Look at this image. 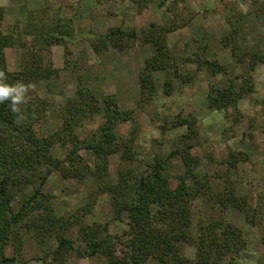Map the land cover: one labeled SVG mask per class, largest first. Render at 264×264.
<instances>
[{"label": "rangeland", "instance_id": "1", "mask_svg": "<svg viewBox=\"0 0 264 264\" xmlns=\"http://www.w3.org/2000/svg\"><path fill=\"white\" fill-rule=\"evenodd\" d=\"M0 9L2 31L12 35L4 48L8 72L19 73L27 66L56 72L44 83L19 90L25 103L44 111L34 127L38 137L60 132L65 102L79 88L85 94L93 90L112 98L129 118L117 126V151L107 158L108 180L115 183L119 170H129L133 181L137 175H146L157 158L166 162L163 174L177 182L184 168L175 153L188 150L212 187L211 194L194 201L192 225L216 221L232 225L242 232L245 246L230 264H264V0H141L139 5L131 0H0ZM57 18L63 35L72 26L70 36H59L62 44H33L30 37L19 39L12 31L32 20L52 28ZM150 24L170 30L165 39L173 60L168 71L152 74L154 90L148 96L140 91L138 79L151 53L148 46L132 41L123 51L107 46L96 54L91 45L112 29L139 33ZM232 49L241 62H236ZM230 85L248 92H241L235 107L209 110L206 95L210 89L223 92ZM179 121L186 124L177 126ZM101 123V118L89 115L77 123L73 137L85 140ZM64 145L56 142L52 148L55 160H65L76 148L70 141ZM76 154L82 164L95 169L89 152ZM225 161L235 166L226 182L222 174L229 165ZM65 166L81 170L78 159ZM97 186L94 178H71L68 172L50 174L42 192L53 198L54 213L79 221L66 235L73 248L57 253L54 237L38 241L32 232L23 240V263L108 264L100 255L87 256L90 250L82 238L83 228L107 224L108 233L122 241L128 229L124 217L113 220L110 199ZM224 191L245 200L246 213L218 205L217 197ZM20 203V198L13 201L14 213ZM119 247L116 256H120ZM180 249L187 260L194 258L192 248L183 245ZM12 252L9 246L6 253ZM145 264L164 263L149 259Z\"/></svg>", "mask_w": 264, "mask_h": 264}, {"label": "trees", "instance_id": "2", "mask_svg": "<svg viewBox=\"0 0 264 264\" xmlns=\"http://www.w3.org/2000/svg\"><path fill=\"white\" fill-rule=\"evenodd\" d=\"M131 1L139 5L141 0ZM2 19L3 12L0 9V264H25L20 252L24 237L30 236L32 232L38 241L47 236L54 237L57 253L58 250H72V243L66 235L70 227L79 221L74 216H56L51 203L53 198L42 192L47 178L55 171L68 172L71 178L76 179L80 176L94 178L98 192L108 195L110 199L113 220L121 221L122 217L126 220L128 232L125 241L110 235L107 224L93 223L84 227L81 234L90 250L87 256L100 255L108 264H145L149 259L164 264H219L226 259L227 264H230L232 256L238 255L245 246L242 232L222 221L192 225L194 201L206 197L212 187L206 175L198 170V160L188 150L175 153L180 156L184 168L177 182L175 177L163 174L166 162L157 158H154L152 166L147 167L149 172L146 175H137L133 181L129 170H119L115 183L108 180L107 158L117 151V126L129 118L127 113L118 110L112 98L93 90H86L85 94L79 88L74 98L65 102L60 132L46 137L36 135L34 127L44 117V111L33 107L32 103H25L19 96V90L23 86L44 83L56 76V72L49 67L40 70L39 67L34 69L29 66L19 73L8 72L4 48L12 35L3 33ZM49 26L47 23L35 24L32 20L23 29L16 27L12 31L19 39L30 37L33 44L41 41L43 44L57 45L63 43L60 37L70 36L72 32V26L68 25L69 32L65 35L60 33L63 27L60 18H57L52 28ZM169 32L155 24L131 34L116 28L101 36L100 41L92 44L91 48L98 54L101 47L106 49L107 46L123 51L132 41H140L148 46L151 53L138 79L140 91L149 96L154 90L152 74L171 68L173 56L165 39ZM33 44L31 48L36 50ZM233 50L232 56L236 62H241L242 59ZM236 88L237 85H230L223 92L210 89L206 95L207 108L225 111L235 107L241 92H248L244 87ZM72 109L74 112H70ZM89 115L98 116L102 123L89 138L78 141L73 137L74 130L77 123ZM177 124L184 126L186 121ZM67 141L73 142L75 150L66 155L65 160H55L51 156L52 148L56 142L65 146ZM80 150H86L93 156L94 170L82 164L76 154ZM125 158L122 157V160ZM76 159L81 170H69L70 167L65 164L69 162L72 166ZM126 161H129L128 157ZM234 162H224L229 165V169L222 174L225 182L229 171L235 168ZM130 182L132 188H129ZM16 198H20L21 203L19 210L14 213L12 203ZM217 199L218 205L224 209L233 206L246 213L244 210L248 208L245 200L236 198L232 192L228 194L224 191ZM183 245L194 250L191 261L182 256L180 246ZM9 246L13 247L11 255L6 253ZM118 246L120 256L115 255Z\"/></svg>", "mask_w": 264, "mask_h": 264}]
</instances>
